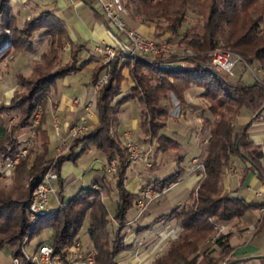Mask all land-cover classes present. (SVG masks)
Returning a JSON list of instances; mask_svg holds the SVG:
<instances>
[{
    "label": "trees",
    "instance_id": "obj_1",
    "mask_svg": "<svg viewBox=\"0 0 264 264\" xmlns=\"http://www.w3.org/2000/svg\"><path fill=\"white\" fill-rule=\"evenodd\" d=\"M129 2L136 5L144 18L156 27L161 19L165 20L167 26L164 30L173 35L179 34L186 11L192 5L196 6L197 12L204 17L200 30L191 32L188 39L187 32L181 38L194 52L190 55L137 52L114 58L108 63V80L95 98L97 124L94 129L72 140L70 151L58 157L56 167L60 171L65 161L76 162L83 152L94 147L103 153L105 165L111 159L115 160L113 176L108 177L104 165L103 175L95 174L89 185L80 187L75 194L65 199L59 175L56 186L60 203L52 208L48 205L47 209L36 213V217L31 219L28 211L31 190L47 169L45 166L41 169L39 167L50 149L47 129L37 126L39 137L43 139L42 153L36 154L31 161L30 171L33 172V177L28 188L20 192V185L15 191L0 188V251L8 249L11 256L23 258V238L33 237L42 229L49 228L51 239L47 243L52 246L53 254L61 255L63 259L60 264H73L70 259H75L69 256L70 247L79 240L80 228L87 217V233L95 249L92 264H120L119 255L130 248L124 241L125 225L129 210L134 206L136 193L129 191L125 184L129 169L128 153L111 132L118 124L122 104L135 99L140 105L139 128L150 137V142L156 144L155 155L170 147L178 149L179 142L161 131L167 125L171 110L159 101L157 92L160 89L172 95L179 106H186L187 89L191 86L199 87L200 96L208 102L207 115L202 120L209 129V135L201 156L203 176L193 190L190 202L180 210L174 207L168 214L160 215L152 221L153 223L176 217L181 228L164 251L154 257L152 264H221L222 258L232 248L229 243L230 234H221L214 239L219 250L217 258L203 248L205 239L211 236L215 228V222L240 218L251 206H259L248 204L242 198L229 196L223 191L222 179L232 157L238 156L248 163L247 169L254 170L259 179L264 181L263 151L249 136L250 123H234L236 117L245 109L254 118L264 110V0ZM35 32L50 38L46 50L41 54V60L44 62L43 67H51L57 61L59 48L65 42L71 43L63 21L49 10L43 9L19 26L9 0H0V63L10 48L20 46L28 52L34 51L31 37ZM70 45L71 63L49 71L42 70V65H35L32 73L40 71L42 74L32 82L29 93L17 99L15 92L8 104H0L1 162L19 150L21 142L15 137V130L31 123L32 115L41 103L45 105L56 80L81 70L91 62L93 53H89L81 61L75 59L84 48L83 44ZM217 47L239 54L248 64L256 63L261 76L255 77L252 82H246L240 77L230 80V76L215 71L211 51ZM125 69L127 75L124 73ZM103 70L104 64L94 66L89 82H95ZM127 76L131 78L133 85L123 93L122 83ZM23 78L24 75H17L18 84ZM17 108L23 112L21 120L17 125L14 123L9 130L2 121L3 115ZM78 143H82V147L77 148ZM182 158L177 153L175 172L164 177H155L147 181V184L158 191L169 188L182 175ZM23 162L18 165L25 168L26 163ZM113 187L116 189L117 198L110 212L104 198L110 196ZM143 228L138 226L135 230L140 231ZM43 242L45 241L38 242L36 246ZM26 244L28 240L23 246ZM27 264L36 262L28 261Z\"/></svg>",
    "mask_w": 264,
    "mask_h": 264
},
{
    "label": "rangeland",
    "instance_id": "obj_2",
    "mask_svg": "<svg viewBox=\"0 0 264 264\" xmlns=\"http://www.w3.org/2000/svg\"><path fill=\"white\" fill-rule=\"evenodd\" d=\"M78 1L79 0H74L73 3L75 4ZM155 1L156 0H150L151 3H154ZM208 1L209 0H207V2ZM122 2L125 7L123 16L125 17V20L127 21V24L129 26L131 25L135 27L136 25L143 24V25H146L152 28V31L148 34L140 32L143 36L151 38L154 41H157L159 43L168 45L170 48L177 51V53H179L180 55H185L183 53H185L186 49L190 50L192 53L194 52V50L188 44L181 41V38L182 37L184 38V36L182 35H184V33L187 32L188 34L187 39H188L191 36V32L200 30L204 17L202 13L200 14L197 12L198 8L196 6L192 5L186 11L184 21L182 22L179 28V34L173 35L169 31L164 30L167 26L165 20L161 19L159 21V26L156 27L154 23H150L144 18V16L140 13L136 5L129 2V0H122ZM68 5L69 3L67 4V6ZM70 12L76 15L77 13L76 7L71 6ZM16 18H17V15H16ZM29 18H26V19H29ZM10 32L12 35H15L13 31H10ZM121 38H123V36H121ZM49 40L50 38L47 35H39L38 33L35 32L33 36L31 37V42L34 44V51L28 52L24 49V47H20V46H17L19 48L16 47L15 49L10 48L7 51L6 55L4 56V58L2 59L0 63V104L1 103L8 104L12 100V96L15 92H16L15 96L17 97V99L29 93V90L32 87V82H34V80L40 74H42L40 73V71H34L33 73L32 71L35 65L37 66L42 65L43 67L44 62H42L41 60V54L46 50ZM94 47H92L93 54L91 55L92 57L91 63H87L81 70L70 73L58 79V82H57L58 92L59 94H63L65 96V99L66 101H68V103H66L64 110H60L56 112L57 116L59 117H56L55 114H53L54 116L53 121L56 119V121L59 122L60 119L58 118L64 119L69 114L73 115L70 112V108H71L70 102L74 98H77L79 105L80 103H82L83 99H85L86 102H88L91 99V92L89 91V86H86V84L91 77V73H92L91 69L93 68V63H94V66L104 64L105 70L102 71L103 73L109 70L110 66L108 63L111 60L106 61L105 58L94 49ZM60 48L58 50V57H57L56 63L52 65L51 67H43L42 70L49 71L54 68L64 66L67 63H71L70 62L71 61V57H70L71 49L69 48L68 50H65V49H60ZM217 48L224 49L220 47H217ZM81 51H79L78 55L75 57L76 61H81L82 59L86 57L81 54L82 53ZM257 69H258V65L256 63L249 64V67H246L245 65L241 66L240 64L235 69V74L233 77H230V80H236L237 78L243 76V74L245 73L251 76L253 79L255 77H260L261 72L257 71ZM124 73L127 74L126 69L124 70ZM18 74L24 75V78L22 79V81L21 82L19 81L21 85L18 84L17 82ZM222 74L225 75L224 73ZM65 82H66V85H64ZM193 88H198V87L193 86ZM188 94H189L188 97L190 99L195 98L196 103L199 105L197 108L188 109V107L190 106L189 102L187 103L186 106H183V105L179 106V104L177 103V100L172 95H170L168 92L162 89H160L157 92V97L159 101L165 104L171 110V115L167 118V126H168L167 128L168 129L167 131L165 129H162L161 131L170 134L168 130H171V131L177 130V132L181 134L182 139L180 141V145L178 146V149H174L170 147L164 150L163 152L160 151L159 154L155 155L154 148L156 144H154L153 142H150L151 141L149 140L150 137L148 135H145V133H143L141 130H136L132 127L133 118H137L139 114V105L136 102V100H133L132 102H130L128 109L119 114V119H120L119 123L117 124L115 128L112 129L111 133L115 137L118 138L120 144H122V140H123L122 133L125 130L129 129L135 141L142 143L145 146L151 145L152 147V150H151L152 154L149 155V159H148V161L150 162V166L146 165V163H139V165H142V168H141L142 172L146 173L148 169L152 170L155 167H158L159 166L158 162L160 163L164 162L162 165H164L165 163H169V166H170L173 163V159L177 156V153L182 152L184 154V162L186 163L188 161L189 166L193 167L194 170L198 171L200 176H201V173H203V171L200 170L196 165L198 162H201V156L203 152L204 143L209 135V129L206 125L203 124V120H202L203 117L207 115L208 102L200 96V93L197 94L195 90L190 91ZM48 101L49 100L47 99L45 105L41 103L42 105H40L36 109V111L31 117V123L29 125L25 127H18L17 130H15L14 132L15 137L17 138L19 142H21V145L19 147V150L15 151L12 155H14L15 153H20L21 156L17 164L14 166V168L8 170L6 173L0 172V188L1 189L5 191H12V190L15 191L16 187L20 185V188H19V192H20L28 188L30 179L33 177L32 176L33 172L30 171L31 161L33 157H35L36 154L42 153V148H41L42 142L41 141L43 139L42 137H39V134L37 132V126L39 125L47 129L48 136L50 139V149L48 151V154L45 157H43L44 160H43V163L40 165L39 169H41L42 166H45L47 167L45 172L51 170V171L57 172L58 176L60 175V171H58L56 167L58 157L63 154H67L70 151V146H71V142L73 139L69 140L67 138L68 136V132H67L68 127H67L66 133L62 135L64 138L65 137L67 138V142H65V144L62 147H60L58 150L55 149V147L60 143V137L59 135L56 134L53 123H51L52 115L50 114V111H49L50 109L48 106ZM93 108H94L93 118L91 120H88V124L90 127L89 130L94 129L98 122V117L96 116L97 112L95 109V103H94ZM183 110H187L188 113L187 115L185 114L183 118L178 120L177 119L178 115L179 117H181L180 114L186 113V111H184L183 113L182 112ZM37 112L39 114L38 121L34 122L36 118L35 114ZM22 114L23 112L21 111L20 108L13 109L10 112L4 113L2 121L5 122L7 129L10 130L11 126L14 123H16V125L19 124ZM74 117L75 115L71 116V118H74ZM42 119H43V122H42ZM59 130H60V133L63 132L60 126V122H59ZM196 138H197L198 143H196ZM80 147H82V143L77 144V148H80ZM96 151L97 150L94 147H92L91 149L83 152L80 155V157L76 160V162L68 161L66 162V164L63 165L64 168H62V170H64V173L66 172V174H68V179H69L66 185L63 186V190H62V195L65 197V199L75 194V192L80 187L89 185L95 174L103 175V172L95 169L94 167H90L91 162L97 156L99 159L105 161V157L97 155L95 153ZM194 158H197L198 161L193 162ZM22 161H24L23 163H26L25 168L20 166L21 164L18 165ZM5 162L6 160L3 162L0 161V171L4 167ZM139 165L137 164L136 166H139ZM169 166L167 165L165 167V170L161 168L159 170L149 171L148 175L150 178H153L155 176H160V175H162L161 177H164L163 172L165 173L166 169H169ZM105 167H104V171H105ZM79 169H81V171H79ZM106 173L108 174V177L113 176L112 175L113 172H106ZM42 176L43 175H41V177ZM125 184H126V180H125ZM146 184H147V180L143 181V184L141 185H146ZM178 187L180 186H177V188ZM32 190H31L30 199L32 197ZM17 192L18 190L15 193L14 192L13 193L16 194ZM133 193H136V191ZM55 198L58 200V203H60L58 190H57V196ZM116 198H117V192H116L115 187H113V190L110 193V196L104 198L110 212H112L113 203L115 202ZM51 201L53 202V199H51ZM153 204L155 203L150 204L148 208L152 206ZM186 204H188V202L178 205L177 209L180 210V208ZM133 207H134L133 208L134 211H133L132 216L130 217L127 216V224L125 225L127 230L132 228L139 221V219L145 214V212L148 210L147 208L140 217L134 220V217L136 214L135 200H134ZM177 212H175V214ZM29 217H30V213H29ZM234 219L229 220V222L230 221L232 222ZM226 223H228V221L217 220L215 222V225H214L215 228L213 232L211 233V236H208L207 240L205 239L204 241L203 248L207 249L208 254H211L216 258L219 255L218 253L219 250L217 246L214 244V239L220 236L221 234H225V230L227 229L225 228ZM87 225H88V218L86 217L79 231V240H78L80 244L79 249L82 252H86L89 249H94V246L92 242L90 241L88 233H87ZM175 225L176 227H180V224L178 225V223ZM180 230L178 231V233L180 232ZM50 233H51V230L49 228H44L38 234L34 235L33 237L25 236L23 238L21 249H22L23 258L25 259H23L22 257H18V256H10L8 249H2L0 252V261L4 262V264L5 262L6 264H11L12 258L18 257L19 264H27L28 259H26V254L24 253V251H26L28 255L30 256L29 260H32V254L37 249L36 245L38 244V242H41V241H45L43 243L49 242V240L51 239ZM127 233L128 232H126V234ZM178 233L176 231V232L171 233L170 235H166L164 238L162 237L160 240H157L158 238L157 237L155 239H151L147 242H144V243H147V245L144 246V250H147L149 252L150 249H152V251L148 253V257H141L139 260V264H152V259H154L156 255L162 253L164 249L166 248V246L168 245V243L172 239H174L178 235ZM27 240H28V244L23 246V244ZM150 256L151 258H149ZM224 258H222V260L220 261L221 264ZM62 259L63 258L60 257V259L57 262H55V264H60ZM70 260L74 262L73 264H86L84 262H81V260L79 259L77 261L72 260V259ZM36 264H39V263L36 262Z\"/></svg>",
    "mask_w": 264,
    "mask_h": 264
},
{
    "label": "crops",
    "instance_id": "obj_3",
    "mask_svg": "<svg viewBox=\"0 0 264 264\" xmlns=\"http://www.w3.org/2000/svg\"><path fill=\"white\" fill-rule=\"evenodd\" d=\"M73 2L74 0H9L12 11L15 13V15H17L16 19L19 26L23 24L26 18L36 15L43 9H47L52 14L58 16L63 21L67 36L71 41V43L65 42L62 45L63 48L61 47L60 49H71L70 44L72 43L83 44L84 48L82 49L81 54L86 56L85 58H87L89 53H93L92 47L99 43H108L114 45V37L109 32L106 19L103 16L97 1L79 0L75 4ZM68 3L69 5L67 6ZM71 6L76 7V15L70 12ZM130 27L145 34H148L152 31V28L143 24L136 25L135 27L130 25ZM121 40L125 42V44L127 43L126 39L121 38ZM91 70H93V68ZM240 78L246 82L253 81V78L246 73L243 74V76H241ZM57 82L58 79L51 89L48 98V106L50 109L49 111L52 115L51 123H53V114H55L56 117H59L57 116L56 112L64 110L66 103H68V101H66L65 99V96L63 94H59L57 89ZM64 85H66V82L64 83ZM89 85L90 82L88 81L86 86ZM132 85L133 81L130 77L127 76L122 83L123 93L128 91ZM194 90L197 94L201 92L199 87L193 88V86L188 88L186 91V99L190 105L188 109H194L199 106L196 103L195 98L190 99L188 97V93ZM75 99L77 98H74L70 102V112L73 115L69 114L64 119L58 118L60 119V126L63 130V132H61L62 135L66 133V128L75 123L83 113V104L86 103L85 99H83L80 105L79 102L78 104L74 103ZM133 100L135 99H130L127 102L123 103L119 114L126 111L129 107V103ZM184 111H186V113H184ZM182 112L184 114H180L181 117H179L178 115V120L183 118V116L185 114L187 115L188 113L187 110H183ZM139 114L137 118H133L132 120V127L136 130H140ZM74 115L75 117L71 118V116ZM262 115L263 117L261 118ZM234 123L236 125H244L250 123L248 129L249 136L253 140V142L258 144L260 149L263 151L262 163L264 166V110L258 117L254 118V115H252L250 111L245 109L236 117ZM167 127L168 126L166 125V127L164 128L166 131L168 129ZM168 131L170 132V134H167L176 139L180 145V141L182 139L181 134L178 133L177 130ZM196 143H198L197 138ZM57 146L55 147V149H57ZM95 153L104 157L103 153L99 152L98 150ZM178 154L182 155L183 157L182 162L180 163V167H182L183 169L181 177L177 182L171 184L169 188L165 189L161 200L150 206L145 214L132 228L127 230V228L125 227V231L128 233L126 234L124 241L126 244L130 245V248L123 251L119 255L120 264H139L140 258L148 257V253L152 251V249H150L149 252L147 250H144V246L147 245V243L144 242L155 239L157 237V240H160L162 237L164 238L166 235H170L171 233L176 231L178 233V231L180 230V227H176L175 225L177 223L179 225L180 221L175 217L164 218L152 223V221L156 217L160 215H166L172 209H174V207H177L178 205L185 202H189V200L192 198L193 190L197 187L200 181L201 176L199 175V172L194 170L193 167H190L188 161L186 163L184 162V154L182 152ZM66 162L68 161H65L60 168V177L62 179L63 186L66 185L67 181H69L68 174H66V172L64 173V170H62V168H64L63 165L66 164ZM163 163L158 162L159 166L155 167L152 170H159L161 168L165 170V167L167 165L169 166V163H165L164 165H162ZM103 165L104 161L99 159L97 156L91 162L90 167H94L95 169L103 172ZM230 165L232 166V169H229V166L223 175V191L228 193L231 197H239L248 204H255L259 206H251L245 211L242 217L235 218L232 222L228 221V223L225 224V228H227L225 230V233L230 234L229 243L232 248L230 252L225 256L222 264H264V181L259 179L254 170L249 168L247 169L248 163L238 156L232 157ZM141 168L142 165H139L135 168L129 167V169L127 170L125 179L126 187L131 192H135L136 189L141 184H143V181H149L155 177L162 176L160 175L150 178L148 172L152 170L148 169L145 173L141 171ZM176 170L177 161L175 157L173 159V163L169 166V169H166L165 173L163 172V176H167L175 172ZM79 171H81V169H79ZM177 186L180 187L177 188ZM51 199H53V202L51 201ZM57 203L58 200L55 197H50L49 207L52 208L56 206ZM133 208L134 207L129 210L128 217L132 216L134 211ZM148 224H150V226H147ZM138 226L144 228L140 231H136L135 228ZM149 258H151V256ZM0 264H4V262L0 261Z\"/></svg>",
    "mask_w": 264,
    "mask_h": 264
},
{
    "label": "built area",
    "instance_id": "obj_4",
    "mask_svg": "<svg viewBox=\"0 0 264 264\" xmlns=\"http://www.w3.org/2000/svg\"><path fill=\"white\" fill-rule=\"evenodd\" d=\"M100 6L103 16L106 19V23L108 25V29L110 34L114 37L115 44L111 45L108 43H99L95 45L94 49L102 55L106 61L112 60L114 58H118L124 56L126 54L133 53H150V54H173L177 53L174 49L170 48L168 45L159 43L154 41L151 38L143 36L139 31L130 27L123 16L125 11V7L123 5L122 0H96ZM121 36L126 39L128 44H125L121 40ZM192 52L190 50H185V55H189ZM211 59L212 66L215 71L220 73H224L230 77L234 76L235 69L238 65H245L249 67V64L244 61V59L237 53H234L227 49H218L215 48L211 51ZM260 71V69H257ZM108 80V72H104L95 82L89 85V91L91 92V99L83 104V114L80 118L70 125L67 128L69 140H72L76 137L81 136L89 130L88 120L93 118V106L95 103L96 94L99 89L107 82ZM75 104H78V100H74ZM34 122L38 121L39 114L38 112L35 114ZM263 115L261 116V118ZM53 126L55 128L56 134L60 137V143L57 146V150L62 147L65 142H67V138L63 137L59 130V122L56 119L53 121ZM122 144L125 147L128 153V162L129 167L134 168L139 163H146V165L150 166V162L148 161L149 155L152 154L151 145L145 146L142 143L135 141L132 137V133L129 129L125 130L122 133ZM147 147V148H146ZM20 153H15L14 155L9 156L4 163V167L0 172L6 173L8 170L14 168L17 164ZM198 159L194 158L193 162H197ZM200 170L204 172V167L202 162H198L196 165ZM229 169H232V166L229 165ZM116 169V163L114 159H111L106 167V172H114ZM203 176V173H201ZM59 176L55 171H47L43 174L40 181L35 185L32 190V197L29 201L28 211L30 213V218L34 219L36 217V213L41 212L48 208L50 197L57 196V188L56 181ZM163 191H158L154 189L151 185H140L136 190V198H135V207L136 214L134 220L142 215V213L148 208V206L152 203L158 202L164 193ZM79 241H76L70 249V257L74 258L76 261L79 259L81 262L86 264H92L94 261V249H89L86 252H82L79 249ZM26 259L28 261H34L39 264H55L60 259V254H53L52 246L48 243H41L38 245L35 252L32 254V260L26 251ZM11 264H19L18 257H13L11 260Z\"/></svg>",
    "mask_w": 264,
    "mask_h": 264
}]
</instances>
